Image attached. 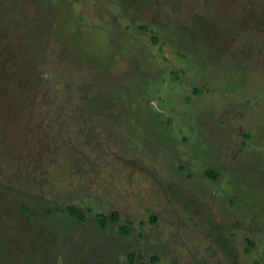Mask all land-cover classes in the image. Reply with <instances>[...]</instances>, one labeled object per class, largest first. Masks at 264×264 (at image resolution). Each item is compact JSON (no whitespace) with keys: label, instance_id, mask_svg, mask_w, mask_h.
I'll return each mask as SVG.
<instances>
[{"label":"rangeland","instance_id":"1","mask_svg":"<svg viewBox=\"0 0 264 264\" xmlns=\"http://www.w3.org/2000/svg\"><path fill=\"white\" fill-rule=\"evenodd\" d=\"M141 262L264 264V0H0V264Z\"/></svg>","mask_w":264,"mask_h":264},{"label":"trees","instance_id":"2","mask_svg":"<svg viewBox=\"0 0 264 264\" xmlns=\"http://www.w3.org/2000/svg\"><path fill=\"white\" fill-rule=\"evenodd\" d=\"M69 211L75 216V214L73 212H76L77 213V218L78 219H83V215L82 213L79 211V209L75 208V207H70L69 208ZM76 217V216H75ZM97 220L99 222V224L103 227V228H106L108 227V224H109V221H110V218L107 216V215H104V214H98L97 215ZM113 220H116V221H120V219L118 218V215H114L113 217ZM125 234H128L129 233V229L126 228L125 231H124ZM140 259L142 260L143 257L140 256ZM140 264H145L143 262H141Z\"/></svg>","mask_w":264,"mask_h":264}]
</instances>
